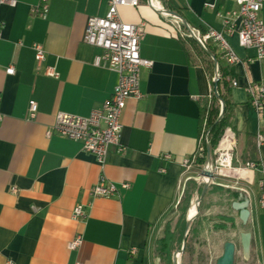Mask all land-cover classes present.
<instances>
[{"label": "crops", "instance_id": "obj_1", "mask_svg": "<svg viewBox=\"0 0 264 264\" xmlns=\"http://www.w3.org/2000/svg\"><path fill=\"white\" fill-rule=\"evenodd\" d=\"M40 1L0 4V264H157L154 250L162 224L200 176L192 172L200 168L196 162L187 171L184 161L200 147L201 104L212 96L219 77L218 62L210 69L197 41L179 36L173 16L202 34L209 29L223 33L239 57L229 65L211 43L222 55L220 63L233 71L229 82L236 108L225 141L234 146L235 167L264 163V143L259 144L264 110L251 106L245 90L251 82L264 85V60L256 58L255 49L242 47L225 25L236 0H140L138 7H121L123 21L143 25L140 54L154 66L142 70V97L129 99L122 114L126 151L120 155L112 147L101 165L82 143L48 136V131L59 112L87 117L102 108L118 83L115 71L93 65L99 51L84 41L88 19L105 16L109 0H49L46 18L31 12ZM261 16L264 20V7ZM235 23L240 25V19ZM34 44L46 51L41 66ZM47 67L59 78L47 76ZM30 101L38 104L34 120L28 117ZM242 175L238 182L215 184L242 191L251 230L244 255L251 256L252 264H264L261 173ZM102 177L131 187L119 189L116 197H93L91 190ZM77 205L83 206L84 216L74 220ZM192 209L188 221L197 216L199 202ZM78 235L82 245L69 250Z\"/></svg>", "mask_w": 264, "mask_h": 264}, {"label": "built area", "instance_id": "obj_2", "mask_svg": "<svg viewBox=\"0 0 264 264\" xmlns=\"http://www.w3.org/2000/svg\"><path fill=\"white\" fill-rule=\"evenodd\" d=\"M235 2L237 8L227 15L225 25L229 32L237 34L239 44L242 47L255 49L256 58L264 60V20L261 16L264 0H236ZM0 4L14 7L17 0H0ZM139 5L140 0H109L108 11L105 16L90 17L88 19L84 41L99 51L94 55L92 63L95 67L106 66L115 71L118 74V83L110 99L103 104L102 108L93 110L87 117L59 112L56 115L52 130L48 131V136L56 134L68 140L82 143L84 150L93 155L101 165L106 162L112 147H115L116 153L120 155L126 151V147L122 144V114L129 99H140L142 97L140 90L142 70L152 69L154 66L153 61L143 58L140 54L141 41L145 36L143 25L125 22L119 14L121 7H138ZM31 12L39 17L46 18L49 14V0H41L39 4L32 7ZM173 17L179 25L177 30L181 38H193L206 52H208V46L215 43L222 50L223 56L229 65H234L239 61V57L235 54L223 33L209 29L202 34L188 25H184L179 17ZM236 19H240V25L235 23ZM1 33L2 25L0 24V36ZM32 48L35 53V61L38 66H41L46 61L44 46L34 44ZM14 72L13 67L7 69L9 75L14 74ZM45 73L49 77L59 78L58 73L50 67L46 68ZM232 84L236 86L237 82L232 80ZM245 90L249 95L251 106L263 113L264 85L251 82ZM37 113L38 104L35 101H30L29 119L34 120ZM203 140L208 143L205 131L201 137V141ZM222 141L216 150L217 159L214 165L207 162L202 168L203 172L210 171L236 182L244 179L242 173L260 172L258 202L259 207L264 210V163L248 162L242 167H235L233 165L234 146L232 143L230 147L222 145ZM263 143L264 137L260 136L259 144L262 145ZM164 158L166 160L172 159L171 155H165ZM195 162L196 157L194 155L192 159L184 161V167L189 171ZM226 172L227 175H225ZM202 174L197 179L202 178L206 185L215 183L214 177L209 178ZM130 187L129 183L117 186L114 183L107 182L102 177L92 188L91 195L93 197L112 198L118 196L119 189L128 190ZM83 216V206L77 205L73 211V219L79 220ZM82 243L83 237L78 235L68 244V248L71 251L78 250ZM135 252L133 249L131 253L134 254Z\"/></svg>", "mask_w": 264, "mask_h": 264}, {"label": "trees", "instance_id": "obj_3", "mask_svg": "<svg viewBox=\"0 0 264 264\" xmlns=\"http://www.w3.org/2000/svg\"><path fill=\"white\" fill-rule=\"evenodd\" d=\"M202 52L209 58L210 69L214 67L215 60L218 62L219 80L212 96L205 104H201V134L205 131L208 140V143L203 140L194 154L196 166L201 168L206 164L207 157L210 164L214 165L216 150L222 140L229 138L226 133L233 128L232 118L236 108L231 99L229 82L233 71L220 63L219 58L222 55H217L211 44L208 52L215 60L206 51ZM210 75L213 78V71ZM193 185L188 194L186 191L177 209L162 224L154 250L156 259H159L157 264H175L177 254L179 264H218L228 244L234 247L232 264H252L251 256L245 258L242 244V235L251 234L250 220L244 223L241 211L234 208L235 203L242 201V191L215 183L205 189L202 178L193 181ZM198 202L197 216L195 214L188 221L189 211Z\"/></svg>", "mask_w": 264, "mask_h": 264}, {"label": "water", "instance_id": "obj_4", "mask_svg": "<svg viewBox=\"0 0 264 264\" xmlns=\"http://www.w3.org/2000/svg\"><path fill=\"white\" fill-rule=\"evenodd\" d=\"M177 17H179V16H177ZM185 25L187 26V24H185ZM207 53H209V52H207ZM210 56L215 60L213 55L210 54ZM215 64L217 65L216 60H215ZM218 80H219V77H217V80H216V84H215L216 87H217V81ZM202 175L205 177H209V178L214 177L213 173L210 171H204ZM205 189H206V186H205ZM247 207H248V203H247L246 199L234 204V208L241 211V218H242L244 223H246L248 221V218H249V213H248ZM191 219H193V217ZM250 237H251V235L249 233L242 235V244H243V248H244V253H246V254H248V251H249L248 247H249V243H250ZM178 257H179V254H177L175 256L176 264H178V261H177ZM233 261H234V247H233V245L228 244L226 246L225 253H224L223 257L218 261V264H232Z\"/></svg>", "mask_w": 264, "mask_h": 264}, {"label": "rangeland", "instance_id": "obj_5", "mask_svg": "<svg viewBox=\"0 0 264 264\" xmlns=\"http://www.w3.org/2000/svg\"><path fill=\"white\" fill-rule=\"evenodd\" d=\"M223 145H227V142L225 140L223 141ZM201 169L202 168L200 167V168H197V169L193 170L192 172L194 173V175H196V174L199 175V174L202 173V172H200ZM213 175H214V181L218 182V183H223V182H226L227 180H231L230 178H226V177L220 176L219 174H214L213 173ZM225 175H227V172L225 173Z\"/></svg>", "mask_w": 264, "mask_h": 264}, {"label": "bare ground", "instance_id": "obj_6", "mask_svg": "<svg viewBox=\"0 0 264 264\" xmlns=\"http://www.w3.org/2000/svg\"><path fill=\"white\" fill-rule=\"evenodd\" d=\"M229 147V146H228ZM177 261H179V258H178V260Z\"/></svg>", "mask_w": 264, "mask_h": 264}]
</instances>
